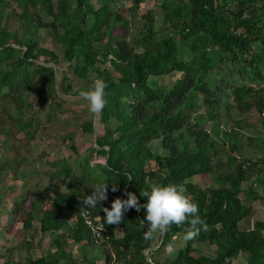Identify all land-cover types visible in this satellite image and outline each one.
Listing matches in <instances>:
<instances>
[{"label":"trees","instance_id":"obj_1","mask_svg":"<svg viewBox=\"0 0 264 264\" xmlns=\"http://www.w3.org/2000/svg\"><path fill=\"white\" fill-rule=\"evenodd\" d=\"M113 1L101 0L96 8L90 0H21L25 14L19 18L25 26L21 25L20 32L8 31L0 17V93L9 94L38 77L48 86L54 83L55 70L37 62L39 54L57 58L51 50L38 49L39 27L50 28L53 33L60 30L58 40L69 65L84 77L93 70L107 85V102L100 116L105 133L97 137L99 147L90 146L72 163L65 158L55 160L57 174L69 190L45 213L42 230L64 225L57 216L64 204L74 212L79 208L91 210L104 222L103 207L110 208L115 199H127L131 192L143 206L147 198L141 193L150 190L151 184H176L182 185L185 195L199 205L206 230L198 225L199 235L186 241L185 232L192 228L186 221L145 239L146 209L137 211L133 207L124 212L121 223L104 222L105 247L100 255L105 264H148L149 258L152 264H160L158 258L154 261L145 252H158L152 248L159 240L161 246L174 247V255L165 264H229L234 258L244 264H264V220L255 221L252 228L240 226L252 212L243 197L253 194L264 202V139L258 143L262 155L256 161L243 159L231 167L220 160L215 162L224 148L213 132L203 127V120L189 121V111L200 104L208 119L215 120L222 110L229 116L234 104L246 102L251 96L264 98V0H163L159 5L164 10L162 22L177 32L158 37L153 12L147 11L148 32H142L147 34L139 32L133 37L135 44L144 47L142 52L131 46L129 35L114 31L127 29L128 22L113 9ZM135 2L138 5L140 0ZM30 4L41 7L55 20L46 22L41 15L29 13ZM12 37L26 50L13 45ZM98 42H106L105 47L98 48ZM100 55L103 62L113 63L118 76L96 66ZM174 71L184 76L163 86L161 76ZM21 73L17 81L12 80ZM18 103L26 104L24 100ZM83 130L93 132V121L86 122ZM157 139L165 155L153 150L152 143ZM94 152L105 155V162L92 165ZM151 160L158 163L157 169H147ZM218 172L216 187L202 188L191 180L198 174ZM251 173H256V179L245 188L243 183ZM105 184L107 199L87 208L84 198L96 186ZM32 219L28 214L26 227L31 226ZM71 234L81 244L78 258L56 241L57 249L50 257L29 258L26 264H96L100 257L89 252L83 242L92 243L98 236L83 216L71 228ZM204 242L216 245V253H200L196 245Z\"/></svg>","mask_w":264,"mask_h":264},{"label":"rangeland","instance_id":"obj_2","mask_svg":"<svg viewBox=\"0 0 264 264\" xmlns=\"http://www.w3.org/2000/svg\"><path fill=\"white\" fill-rule=\"evenodd\" d=\"M54 1L58 3L59 0ZM162 1L140 0L138 5L135 4V0L113 1V9L128 22L127 29L119 27L114 31L129 35V42L137 52H142L144 47L135 44L133 37L139 32L147 31L149 25L145 15L147 11L153 12L155 20L153 25L159 31L158 37L177 32L176 28L167 27L162 22L164 10L159 7ZM90 2L97 8L101 0ZM29 13L41 15L46 22L55 20L54 16L46 15L41 7H34L33 4L29 6ZM23 14L25 12L21 0H1V24L11 33L21 31L22 23L19 17ZM29 21L31 22V19ZM34 25H37V21ZM179 26H182V22ZM58 33L44 27H39L36 33L38 49L51 50L57 56L56 59H49L43 54L37 57L38 63L55 70L54 83L48 86L38 77L34 82L26 86L21 85L9 94L0 93V264H26L29 258L50 257L57 249L56 241L78 258L81 244L74 240L71 228L77 224L80 216L83 218L84 214L93 216L91 210L79 208L74 212L64 204L61 207L62 211L57 213V216L65 221L64 225L48 231L42 230V218L45 213L52 208L53 202L61 199L69 190L67 182L57 174L58 166L54 163L55 160L65 158L70 163L79 160L81 155L88 152L90 146L99 147L97 137L105 133L101 113L93 117L89 113L87 101L79 95L81 91L88 90L93 80L98 77L93 70L87 72L85 77L81 76L72 65H69L64 57L62 42L58 40ZM12 42L16 47L26 50L25 46L15 42L14 37ZM105 44L106 42H98L96 46L102 48ZM98 58L96 66L102 71L114 76L119 75L111 61L103 62L102 55ZM183 76L182 72L174 71L162 75L160 82L163 86H170ZM20 77L22 73L12 80L17 81ZM20 100H24L26 104L20 106L19 104L23 103H18ZM223 112L222 110L221 117L210 120L204 106L200 104L189 111V121L193 123L196 120H203V127L211 130L212 136L220 147L224 148L215 162L220 160L227 166L235 167L243 159L256 161L262 155L258 143L264 139V98L251 96L246 102L234 104L229 116ZM92 121L95 130L84 131V124ZM152 147L155 152L165 155L159 139L153 141ZM234 157L236 159L231 162ZM90 162L92 165L104 163L105 155L94 152ZM158 166L155 160L147 163L148 170H155ZM221 170L223 171L222 168ZM219 175V172L198 174L191 177V180L202 188H212L219 185ZM250 175V179L243 183L245 188L251 187V182L256 179V173ZM255 188L256 186L253 187ZM243 201L252 207V212L240 222V226L244 229L252 228L255 221L264 220V202L256 200L253 194L248 198L243 197ZM15 202L20 208L19 212ZM28 214L33 216L30 227L24 224ZM117 232L119 235L122 234L121 230ZM104 239L105 236L102 235L101 238H95L92 243L88 240L83 242L89 252L100 257L96 264H105L104 258L100 255L105 247L102 244ZM196 248L200 253L210 255L216 253V245L211 243H199ZM152 249L158 252L154 254H151L150 250L145 252L152 256L154 261L158 258L160 264L167 263L174 255L173 245L161 246L160 240ZM243 262L239 258H234L229 264H244ZM111 264L125 262L113 261Z\"/></svg>","mask_w":264,"mask_h":264},{"label":"clouds","instance_id":"obj_3","mask_svg":"<svg viewBox=\"0 0 264 264\" xmlns=\"http://www.w3.org/2000/svg\"><path fill=\"white\" fill-rule=\"evenodd\" d=\"M106 87V83L97 78L93 80L88 90L79 93L87 101L89 113L93 117L98 116L106 105ZM149 187L150 190L141 193L142 196L147 198V202L143 206L138 202L137 196L129 192L127 193V199L117 198L112 202L110 208L103 207L105 224H119L125 211L133 207L139 211L143 207L146 209L143 220L148 225L145 239H150L152 234L157 231H167L171 225L180 226L186 221L192 225V228L185 232L184 239L186 241L193 240L198 236L201 228L206 230L205 221L199 215V205L185 195L182 185L153 183ZM113 190H116L115 187H113ZM106 199V184L98 185L91 195L84 198V205L87 208H95L98 203ZM198 225L201 228H198ZM148 264H152L150 258Z\"/></svg>","mask_w":264,"mask_h":264},{"label":"built area","instance_id":"obj_4","mask_svg":"<svg viewBox=\"0 0 264 264\" xmlns=\"http://www.w3.org/2000/svg\"><path fill=\"white\" fill-rule=\"evenodd\" d=\"M86 224L92 229L93 233L101 237L106 231L104 222L100 216H91L90 214H84Z\"/></svg>","mask_w":264,"mask_h":264}]
</instances>
